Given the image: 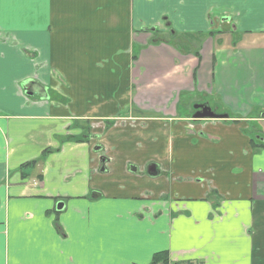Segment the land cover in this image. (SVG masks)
Here are the masks:
<instances>
[{"label": "crops", "instance_id": "0c3cea01", "mask_svg": "<svg viewBox=\"0 0 264 264\" xmlns=\"http://www.w3.org/2000/svg\"><path fill=\"white\" fill-rule=\"evenodd\" d=\"M263 146L264 0H0V264H264Z\"/></svg>", "mask_w": 264, "mask_h": 264}, {"label": "trees", "instance_id": "16d2710c", "mask_svg": "<svg viewBox=\"0 0 264 264\" xmlns=\"http://www.w3.org/2000/svg\"><path fill=\"white\" fill-rule=\"evenodd\" d=\"M196 35L197 34H194V40L198 43V47H195L194 46V49L191 47V45L189 43L186 42V41H190L191 40V39H188V38L187 39H183V40L178 39V41H177V38L168 36V40H166V41L159 40L158 42H169V43H172L174 45H177V46H179V48L183 52H185V53H191L192 55H194L195 58L200 59V57H199V51H200V46L202 44V41ZM153 39L150 41V44H153ZM156 44H158V43H156ZM82 135L79 136L80 137L79 138V141H83V140L86 139V135L85 134H82ZM262 148H264V146ZM157 263L168 264V259H167V256H166L165 253L156 254L153 257L152 264H157Z\"/></svg>", "mask_w": 264, "mask_h": 264}, {"label": "water", "instance_id": "95a60500", "mask_svg": "<svg viewBox=\"0 0 264 264\" xmlns=\"http://www.w3.org/2000/svg\"><path fill=\"white\" fill-rule=\"evenodd\" d=\"M193 110H196L192 118L194 120H219V119H228V115H218L216 114L208 103L197 104L193 106ZM149 172H155L154 166L149 167ZM62 204L57 206V211L62 209Z\"/></svg>", "mask_w": 264, "mask_h": 264}, {"label": "rangeland", "instance_id": "374dc122", "mask_svg": "<svg viewBox=\"0 0 264 264\" xmlns=\"http://www.w3.org/2000/svg\"><path fill=\"white\" fill-rule=\"evenodd\" d=\"M151 12H154V11L152 10ZM151 15H153V13H151ZM211 26H212V24H210V23H206V25H203V24H194V33H197V31H202L205 28H210ZM151 28H155V27H151ZM156 38H159V36H157ZM186 42L189 43L193 49H194V46L195 47H198V43L195 40H190V41H186ZM196 100H199V98H197ZM194 263L195 264H198L196 262H194Z\"/></svg>", "mask_w": 264, "mask_h": 264}, {"label": "flooded vegetation", "instance_id": "af4514ba", "mask_svg": "<svg viewBox=\"0 0 264 264\" xmlns=\"http://www.w3.org/2000/svg\"><path fill=\"white\" fill-rule=\"evenodd\" d=\"M171 35H173V33H171ZM168 36H170V35H168ZM170 37H171V36H170ZM160 38H161V37H160ZM156 39H158V38H156ZM158 40H161V39H158ZM166 40H168V37H167V39L165 38V41H166ZM161 41H162V40H161ZM177 41H178V39H177ZM203 102H204V101H201L199 104H203ZM196 103H197V102H196ZM196 103L193 104V106L198 104V103H197V104H196ZM193 106H192V109L190 110L191 118H192V116L194 115V113L196 112V110H193ZM212 110H213V109H212ZM213 111H214L216 114H219V113H218V112H219L218 109H214ZM191 113H192V114H191ZM221 115H224V114H221ZM192 119H193V118H192ZM193 120H194V119H193Z\"/></svg>", "mask_w": 264, "mask_h": 264}, {"label": "built area", "instance_id": "2783aa9c", "mask_svg": "<svg viewBox=\"0 0 264 264\" xmlns=\"http://www.w3.org/2000/svg\"><path fill=\"white\" fill-rule=\"evenodd\" d=\"M187 264H195L194 262H188Z\"/></svg>", "mask_w": 264, "mask_h": 264}]
</instances>
